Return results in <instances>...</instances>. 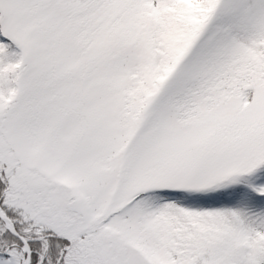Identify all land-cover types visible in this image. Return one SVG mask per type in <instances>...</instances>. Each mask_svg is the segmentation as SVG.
<instances>
[{
    "label": "snow or ice",
    "instance_id": "6c2138e0",
    "mask_svg": "<svg viewBox=\"0 0 264 264\" xmlns=\"http://www.w3.org/2000/svg\"><path fill=\"white\" fill-rule=\"evenodd\" d=\"M0 264H264V0H0Z\"/></svg>",
    "mask_w": 264,
    "mask_h": 264
}]
</instances>
